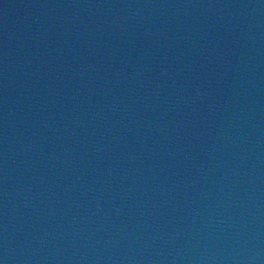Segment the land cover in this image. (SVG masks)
<instances>
[{"label":"water","instance_id":"obj_1","mask_svg":"<svg viewBox=\"0 0 264 264\" xmlns=\"http://www.w3.org/2000/svg\"><path fill=\"white\" fill-rule=\"evenodd\" d=\"M0 264H264V0H0Z\"/></svg>","mask_w":264,"mask_h":264}]
</instances>
